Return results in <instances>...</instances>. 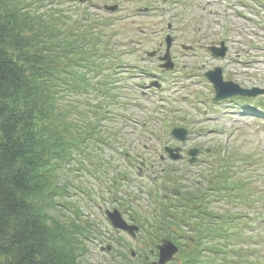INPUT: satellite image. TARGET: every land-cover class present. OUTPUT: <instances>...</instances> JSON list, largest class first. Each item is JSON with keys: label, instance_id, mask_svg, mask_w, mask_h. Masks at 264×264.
I'll list each match as a JSON object with an SVG mask.
<instances>
[{"label": "rangeland", "instance_id": "obj_1", "mask_svg": "<svg viewBox=\"0 0 264 264\" xmlns=\"http://www.w3.org/2000/svg\"><path fill=\"white\" fill-rule=\"evenodd\" d=\"M31 1L33 4L29 6L32 9L39 7L45 15H59L58 10L65 11L67 14L61 17L66 23H71L74 18L77 22L85 19L91 21L90 28L108 31L115 37L114 42L118 38L122 41L121 44H113V53L121 55L123 62L135 65V69H127L128 73L113 77L118 80L116 85H120V99L124 106L102 103L101 97L94 91L79 93L70 89L62 94L64 96H59V110L69 120L77 122L78 127L89 126V121L94 119L100 120L95 113H104L107 107L110 118L101 124L116 132L114 139H117V147L113 140L109 143L114 147H108L105 142L98 144L99 147L95 143L89 144L87 150L92 156L74 150V156L81 164L77 167V161L73 163L71 160L57 170L61 195H56L54 202L66 204L53 207L51 212L69 220L75 219L71 208L78 209L79 222L83 221L86 226V222L91 223L89 229L92 234L84 239L83 261L87 264H133L127 258L132 252L130 257L140 264V250L144 251L146 261L156 260L154 250L149 252V248L156 243L148 240V247L146 239L143 240L145 232H142V238L141 231L133 237L114 229L104 212L117 207L127 221L138 225L130 221V214L137 213L145 220L159 221L156 202L149 192L152 189L153 195L161 192L163 196L164 191L158 186L166 185L163 181L165 170L174 168L186 177L188 183L197 181L209 162L214 161L213 156H208L206 162L197 163L202 159L198 150L197 159L189 164L187 151L196 143L207 151H213L215 147L222 154L233 151L239 159L253 158L251 163L254 167H248L251 182L247 190L251 205L240 202L226 204L220 199L208 206L220 214H260L263 217L261 220L255 215L254 218H257L254 221L247 220L251 227L245 226L244 237L251 236L253 239L241 244V247L254 248L257 263L264 260V109L257 108L260 114L250 110L254 107L253 103L259 105L264 95L250 102H241L234 96L215 103L212 101V84L204 76L205 71L219 66L224 80L243 87L264 88V0ZM105 4H116L117 8L114 11L105 10ZM81 14L87 18L83 19ZM105 23L108 26L105 27ZM167 33L173 37L170 54L174 66L166 73L161 70L160 61L145 55V51L156 50L158 55L163 54ZM221 40L227 47L225 57L211 55L208 47L219 45ZM183 44L191 48L183 49ZM100 52H103L102 48ZM107 58L111 60L105 68L110 73L102 70L94 76L86 72L95 84L121 64L117 55ZM94 61L100 62L98 59ZM153 80L158 81V87L151 85ZM92 109L96 112L93 113ZM175 125L188 129L186 141L180 142L168 135L166 129ZM163 142L179 147L183 158H169L163 150ZM77 145L82 146L81 143ZM236 166L238 170L242 164L237 160ZM163 232L159 229L156 239H161ZM169 233L177 235L173 229ZM187 233L191 232L188 230ZM107 245L109 250L105 249ZM172 260L171 263H181L177 256Z\"/></svg>", "mask_w": 264, "mask_h": 264}, {"label": "trees", "instance_id": "obj_2", "mask_svg": "<svg viewBox=\"0 0 264 264\" xmlns=\"http://www.w3.org/2000/svg\"><path fill=\"white\" fill-rule=\"evenodd\" d=\"M30 4L0 0V264H87L82 258L90 223L84 226L51 212L66 204L54 202L61 195L58 167L73 158L83 141L58 100L70 89L90 85L86 72L103 65L112 50L111 37L92 29L77 33ZM214 150V155L205 153V160L213 156L214 161L198 181L186 183L175 170H167L180 193L160 203L159 228L178 244L182 264H264L255 261L254 248L241 247L253 239L244 237L245 226L251 227L247 220L263 217L220 214L208 206L220 199L251 205L247 190L253 158ZM237 160L242 164L238 170ZM170 229L177 235L171 236ZM142 258L140 264H151Z\"/></svg>", "mask_w": 264, "mask_h": 264}, {"label": "water", "instance_id": "obj_3", "mask_svg": "<svg viewBox=\"0 0 264 264\" xmlns=\"http://www.w3.org/2000/svg\"><path fill=\"white\" fill-rule=\"evenodd\" d=\"M106 9L114 10L116 6H106ZM171 38L168 35L166 37V51L164 55L161 57L162 60H165V62L162 64L165 68L172 67V62L169 55V47H170ZM211 50L212 55L214 56H221L223 57L226 51V47L223 45V42L220 43V47H209ZM154 52H147L148 55H152ZM205 76L209 79V81L213 84L215 96L213 97L214 101H218L220 99H224L233 95H240V96H256L257 94L264 93V88H260L257 86L251 87V88H244L239 86L237 83H234L232 81H224L222 78V71L220 67H215L213 70H208L205 73ZM186 129L181 127H175L171 130V134L178 140L183 141L186 137ZM166 151L168 152V155L172 157L173 159H176L180 156L178 153L179 148H170L166 147ZM196 150H190L189 154L192 156L190 159V162H192L195 158ZM107 215L109 220L111 221L112 225L115 228L126 230L130 234L135 235V231L138 230V226L131 225L125 222L119 211L114 209L113 211H107ZM178 251V247L168 239L162 240V242L158 245V263L159 264H166L170 258L173 257L174 254H176Z\"/></svg>", "mask_w": 264, "mask_h": 264}, {"label": "flooded vegetation", "instance_id": "obj_4", "mask_svg": "<svg viewBox=\"0 0 264 264\" xmlns=\"http://www.w3.org/2000/svg\"><path fill=\"white\" fill-rule=\"evenodd\" d=\"M124 72H128L127 69L121 68L117 71L116 75H120L121 73H124ZM104 80H107V79L105 78ZM108 82H109V86L102 85V88H103L105 94H107L106 90L109 89L108 94H107V96L109 95V97H110V98H108L109 99V105H111L113 103V104H116L118 106H121V103H122V101L120 99L121 95H122L121 94V88H120V85H116L118 83V80L108 79ZM108 87H110V88H108Z\"/></svg>", "mask_w": 264, "mask_h": 264}]
</instances>
